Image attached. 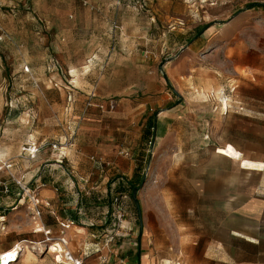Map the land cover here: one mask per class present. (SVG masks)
Returning <instances> with one entry per match:
<instances>
[{
	"label": "rangeland",
	"instance_id": "rangeland-1",
	"mask_svg": "<svg viewBox=\"0 0 264 264\" xmlns=\"http://www.w3.org/2000/svg\"><path fill=\"white\" fill-rule=\"evenodd\" d=\"M252 4L264 0H0V158L15 165L14 178L33 170L34 164L20 149L21 139L28 140L33 130L22 114L28 109L8 106L18 101L55 102V96L44 92L51 86L53 67L60 72L58 78L69 79L63 82L71 87L76 86L67 75L72 70L73 79L87 72L98 84L104 75L115 72L112 87L121 78L137 79L129 70L131 64L127 69L109 67V72L95 68L93 73V62L80 58L77 41L69 49L50 27L82 23L88 40L97 38L108 59L116 58L113 66L120 64L118 59L136 60L135 65L149 67L150 78L164 90L143 96L149 102L142 100L143 111L135 115L134 123L126 122L125 131L120 122H109L120 129L111 141L132 155V175L121 177L113 157L62 161L56 174L69 183L56 194L64 199V208H73L82 196L84 208L111 212L112 198L126 196L123 227L112 232L115 236L119 231L112 242L117 258L134 264L138 259L140 264H183L191 255L198 257V250L187 252L193 245L224 244L230 247L232 259L241 255V238L234 233L253 228L255 203L250 187L259 179V174L241 170V154L243 159L264 163V134L245 117L246 107L264 103V90L257 88L264 86V9H251ZM174 56L163 66L171 90L158 66ZM152 125H156V139L146 182L136 196L139 237L131 186H139L145 173ZM37 132L43 136L40 129ZM61 141L54 143L57 156L67 154L60 149ZM49 148L45 145L42 152ZM97 159L108 165L97 167ZM117 178H123L125 188L116 189ZM0 183L9 189L3 194L0 187V217H5L4 226L0 224V249L25 241L21 257L25 263L32 260L26 264H53L51 257L31 248L41 237L31 233L27 199L18 205L21 192L8 174L0 173ZM97 199L101 206L94 205ZM15 204L17 209H11ZM65 212L69 216L74 211ZM110 223L114 219L104 226ZM56 249L52 247L50 253Z\"/></svg>",
	"mask_w": 264,
	"mask_h": 264
},
{
	"label": "crops",
	"instance_id": "crops-1",
	"mask_svg": "<svg viewBox=\"0 0 264 264\" xmlns=\"http://www.w3.org/2000/svg\"><path fill=\"white\" fill-rule=\"evenodd\" d=\"M50 27L54 30L55 36L60 40L62 39L60 42L66 47L69 46V49L73 42L77 41V44L81 47L80 58L83 60L90 58L89 62H93V65L90 66L93 69L92 71L98 68L100 72L103 67L107 68L108 72L111 69L109 67L127 69L131 64L132 66L129 67V70L133 72V77L137 79L130 81V77L121 78L118 80V86L112 87L110 80H114L117 77L115 72L104 75L101 83L98 84L96 79L93 81L92 78L94 76L92 74L87 76V72H85L73 79L70 71L67 74L68 78L73 83L72 85H76L71 87L63 82L67 83L69 79L63 76L62 80L58 78L60 72L53 67L50 70L52 75L48 80L52 88L48 86L44 89V92L48 96H55V102L46 100L36 104L34 102L18 101L14 103L15 106L9 104V109H28L27 113L25 111L22 114L26 115L25 119L29 123L30 130H33L28 136V140L23 137L20 144L22 147L34 143L39 147V151L33 159L29 160V162L31 161L34 164V167L28 174L30 176L26 174L24 178L29 187L38 188L39 199L49 204V207L40 208V218L35 217L32 219V216L28 213L32 235L41 237L37 242H30L34 245L31 248L35 253L51 257L53 264H56L55 256L48 252L46 253L37 244L43 239L41 230L44 229L50 231L53 237H62L66 242L65 248L75 258L80 259L82 264H134V261L129 262L125 258H117L118 251L112 242L114 237L119 234V231H116L115 236H112V232L123 227L121 226L125 218L123 199L126 196L112 198L111 212L107 210L104 213H95L87 207L84 208L82 196H80L79 202L73 208H64L66 205L64 204L65 201L60 199L56 192L60 188L66 189L65 186H67L69 180L60 179L57 172L60 169L62 170V161H69L67 157H71L74 162L76 160L83 161L87 157L91 159L113 157L114 168L117 169L121 177L132 175L135 169L132 155L127 149H120V147L115 145L116 142L111 141L115 136L119 135L118 131L120 129L111 127L109 122H120L121 130L125 131L126 122L134 123L135 115L143 111V101L149 102V98L144 99L143 96L161 94L164 89L160 85L154 84L155 82L150 78L148 72L149 67L144 64L135 65L136 60L133 62V60L129 59H118L121 61L120 64L113 66L116 58L110 57L108 59V52L103 50L100 43L96 40L97 38L89 37L88 40V34L82 23L72 21L67 25L64 23H61L60 26L52 24ZM239 67H241L240 64ZM108 75L110 77L106 78ZM140 79L141 82H139ZM257 88L264 90L263 85H259ZM115 97H118L119 100H112ZM103 99H107V102L103 103ZM109 101L115 103L113 111H108L106 108ZM101 106H103V109H100ZM246 112L245 117L252 123V126L254 128L257 127V130L264 134V103H261L260 107H246ZM20 120L22 119L20 118ZM39 129L42 131L43 136H38L37 131ZM51 129L53 133L49 134L48 131ZM58 139L62 140L60 143L62 146L61 150L66 151V155L64 152H60L59 156H57L54 153L55 150L50 148L42 152L45 145H53ZM64 141L67 143L64 144ZM1 160L9 159H3V156H1ZM97 160L98 162H95L97 167L102 168V165H108L101 159ZM11 165L13 170L15 165L12 163ZM250 166H254V168H250ZM241 170L259 174L258 181L254 182L252 188L250 187L255 203L253 228L241 229V234L234 233V235L241 238V255H233L232 259L230 247L224 244L193 245L189 247L190 250H187V252L193 253L194 250H198V257L191 255L183 261V264H264V163L243 159L241 154ZM86 180L88 181V179ZM58 181L60 184H58ZM125 181H127L126 178ZM113 185H116V189H123L126 186L123 178H117ZM85 194L87 195V193ZM115 199L120 202L122 215L119 214L113 204ZM84 201L87 202L86 199ZM97 201L99 202L98 199ZM94 205L101 206V203H95ZM14 206L11 209H17L16 204ZM68 209L71 212L74 211L73 215H66L65 211ZM93 209L95 211L97 208ZM112 219H114L115 223L104 226L108 221L111 222ZM4 223L5 217L1 216V226H4ZM63 223H68L67 228H61L60 224ZM110 227L115 228L110 231L108 230ZM24 242L16 243L7 249H0V255L11 252L14 248L16 249V246L23 249L21 246ZM21 253L20 251L12 264L32 262L31 260L25 263ZM135 264H140L139 259ZM143 264L148 263L143 262ZM175 264L181 263L177 262Z\"/></svg>",
	"mask_w": 264,
	"mask_h": 264
},
{
	"label": "built area",
	"instance_id": "built-area-1",
	"mask_svg": "<svg viewBox=\"0 0 264 264\" xmlns=\"http://www.w3.org/2000/svg\"><path fill=\"white\" fill-rule=\"evenodd\" d=\"M25 73H28V69H24ZM105 108V107H104ZM108 111H113L115 109V103L113 101H109L106 106ZM100 109H103V106L100 107ZM61 146V145H59ZM62 147V146H61ZM57 146L55 144L51 145L52 150H56ZM61 149V148H60ZM39 151V147L34 144H27L23 146L21 149V153L25 154L29 159H33L37 152ZM12 165L9 160H1L0 161V173L8 174L14 185L17 187V189L21 192V199L18 200V205H23L25 198L27 199V210L29 214L32 216V219L35 217L40 218V208L41 207H49V204L46 202H42L39 199L38 196V188H32L30 189L27 182H25L24 177H18L14 178L11 174ZM1 192L3 194L9 193V189L7 184L0 183ZM22 202V204H20ZM114 206L117 208L120 215H122V209L120 208V202L118 199H115L113 202ZM62 229L67 228L68 223L60 224ZM40 231V230H39ZM41 234L43 236V239L40 243H37L42 247V250H45L46 253L50 252L52 247H57L58 250L55 254V261L56 264H82V261L80 259L75 258L66 248V242L62 237H53L51 236L50 231L48 230H41ZM15 249V248H14ZM20 248L15 250L14 256H9V253H5L0 255V264H12L16 258L18 257L20 252Z\"/></svg>",
	"mask_w": 264,
	"mask_h": 264
},
{
	"label": "water",
	"instance_id": "water-1",
	"mask_svg": "<svg viewBox=\"0 0 264 264\" xmlns=\"http://www.w3.org/2000/svg\"><path fill=\"white\" fill-rule=\"evenodd\" d=\"M241 12H243V10L239 11L237 14H235L232 18L236 17L238 14H240ZM232 18L229 20L231 21ZM229 21H226V22H223L224 24L228 23ZM181 52V50H180ZM177 56H174V57H171V58H168L166 60H164L159 66H158V71L160 72L162 78H163V81L165 82V84L171 89V86L169 84V81L164 73V70H163V66L165 65V63L167 62H171L173 61L174 59H176ZM180 100L177 101V103L179 102ZM155 121H156V116H155ZM155 139H156V125L153 127V137L151 139V142L149 143L150 145V151H149V154H148V158H147V167H146V170H145V173L143 174L142 178H141V181H140V184L139 186L137 187H134L132 189V192H131V197L136 205V208H137V214H138V217H139V237L141 235V231H142V226H141V222H140V209H139V204H138V201H137V193L139 190H141L146 182V172H147V169L149 167V163H150V160H151V155H152V151H153V147H154V143H155Z\"/></svg>",
	"mask_w": 264,
	"mask_h": 264
},
{
	"label": "trees",
	"instance_id": "trees-1",
	"mask_svg": "<svg viewBox=\"0 0 264 264\" xmlns=\"http://www.w3.org/2000/svg\"><path fill=\"white\" fill-rule=\"evenodd\" d=\"M251 9H253V8H259V9H264V4H252V5H250L249 6ZM152 120H153V118H152ZM153 125H154V122L152 123ZM152 125V128L154 127ZM134 188V186H132L131 187V190Z\"/></svg>",
	"mask_w": 264,
	"mask_h": 264
},
{
	"label": "bare ground",
	"instance_id": "bare-ground-1",
	"mask_svg": "<svg viewBox=\"0 0 264 264\" xmlns=\"http://www.w3.org/2000/svg\"><path fill=\"white\" fill-rule=\"evenodd\" d=\"M85 70L88 71V66L85 67ZM71 74H72V75H75L74 70L71 71ZM223 104H224V106H227V103H226V102H224ZM222 107H223V106H222ZM53 248L56 249V247H53ZM57 250H58V248L55 250V253L57 252ZM49 253H50V252H49ZM50 254H53V252L50 253ZM12 256H13V255H12Z\"/></svg>",
	"mask_w": 264,
	"mask_h": 264
}]
</instances>
